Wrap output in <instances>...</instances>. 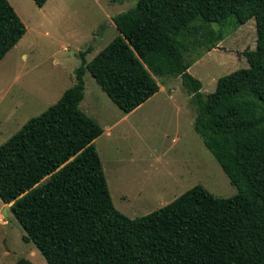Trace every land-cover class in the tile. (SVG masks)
<instances>
[{
    "label": "trees",
    "instance_id": "16d2710c",
    "mask_svg": "<svg viewBox=\"0 0 264 264\" xmlns=\"http://www.w3.org/2000/svg\"><path fill=\"white\" fill-rule=\"evenodd\" d=\"M251 18L249 67L205 94L189 68ZM113 21L118 35L94 58L80 51L73 85L0 145V199L24 239L48 264H264V0H138ZM26 31L0 0V61ZM87 71L124 113L159 91L155 76H180L194 129L238 192L220 197L196 184L138 218L117 209L94 145L104 128L81 108Z\"/></svg>",
    "mask_w": 264,
    "mask_h": 264
},
{
    "label": "rangeland",
    "instance_id": "374dc122",
    "mask_svg": "<svg viewBox=\"0 0 264 264\" xmlns=\"http://www.w3.org/2000/svg\"><path fill=\"white\" fill-rule=\"evenodd\" d=\"M10 2L27 31L0 61V145L29 118L58 101L75 82L80 51L90 47L86 58H94L118 35L113 18L138 0H48L42 7L34 0ZM218 46L189 68L202 81L205 94L216 89L220 77L249 67L244 51L257 47L256 18L232 31ZM84 78L83 109L103 128L114 124L112 132L100 135L94 145L98 151L102 146L104 172L121 212L131 218L147 215L196 184L220 197L238 192L195 131L196 107L180 76H155L159 84L168 85L167 92L159 91L124 119L126 113L89 71ZM90 96L93 101L87 100ZM25 235L10 204L0 199V264H17L21 259L48 264Z\"/></svg>",
    "mask_w": 264,
    "mask_h": 264
},
{
    "label": "crops",
    "instance_id": "0c3cea01",
    "mask_svg": "<svg viewBox=\"0 0 264 264\" xmlns=\"http://www.w3.org/2000/svg\"><path fill=\"white\" fill-rule=\"evenodd\" d=\"M46 3H47V2H46ZM179 79H180V78H179ZM181 81H182V80H181ZM167 88H169L168 85L160 84V89H159V91L163 90L164 92H167ZM85 89H86V88H85ZM159 91H158L157 93H159ZM157 93H156V94H157ZM62 94H63V93H62ZM62 94H61V95H62ZM90 94H91V95H96L94 90H91ZM156 94H155V95H156ZM155 95H153L151 98H153ZM60 97H61V96H60ZM84 97H85V96H84ZM90 97H91V98H90V99H87V100H92V99L94 98L93 96H90ZM151 98H150V99H151ZM150 99H149V100H150ZM82 101H83V100H82ZM84 101H85V100H84ZM92 101H93V100H92ZM147 101H148V100H147ZM147 101H146V102H147ZM146 102H145V103H146ZM139 107H140V106H139ZM81 108L83 109L82 105H81ZM137 108H138V107H137ZM137 108H136V109H137ZM136 109H135V110H136ZM83 110H84V109H83ZM84 111L87 112L86 110H84ZM133 111H134V110H133ZM133 111H132V112H133ZM132 112H130V113H132ZM87 113H88V112H87ZM130 113H126L125 116H123V119L126 118V117H128ZM89 114H90V113H89ZM90 115H91V114H90ZM113 129H114V124H108V126H107L106 128H104V132H103L102 134H103V135H107L108 133H111ZM101 147H102V146L100 145V146H99V151L101 152L100 155H101V158H102L103 155H102Z\"/></svg>",
    "mask_w": 264,
    "mask_h": 264
},
{
    "label": "water",
    "instance_id": "95a60500",
    "mask_svg": "<svg viewBox=\"0 0 264 264\" xmlns=\"http://www.w3.org/2000/svg\"><path fill=\"white\" fill-rule=\"evenodd\" d=\"M216 47H219L218 45L216 46ZM11 205V204H10ZM7 207L5 208V210H4V212H5V214H7Z\"/></svg>",
    "mask_w": 264,
    "mask_h": 264
}]
</instances>
